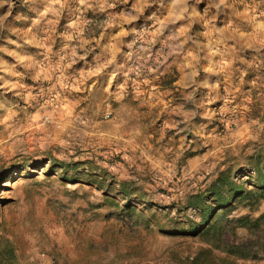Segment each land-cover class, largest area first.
<instances>
[{"label": "rangeland", "instance_id": "rangeland-1", "mask_svg": "<svg viewBox=\"0 0 264 264\" xmlns=\"http://www.w3.org/2000/svg\"><path fill=\"white\" fill-rule=\"evenodd\" d=\"M0 264H264V0H0Z\"/></svg>", "mask_w": 264, "mask_h": 264}]
</instances>
